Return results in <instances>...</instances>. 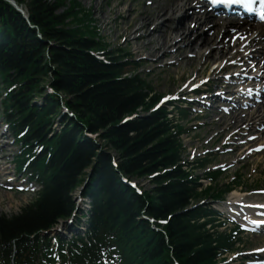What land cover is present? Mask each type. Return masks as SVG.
<instances>
[{
	"label": "trees",
	"instance_id": "trees-1",
	"mask_svg": "<svg viewBox=\"0 0 264 264\" xmlns=\"http://www.w3.org/2000/svg\"><path fill=\"white\" fill-rule=\"evenodd\" d=\"M15 1L29 21L0 0L3 118L15 136L22 134L19 168L26 153L38 152L29 170L42 188L20 213H0V260L10 257L15 240L17 264H32L35 256L52 261L46 257L49 240L38 233L71 216V193L90 175L83 191L90 209L79 213L87 217L88 241L69 244L71 264L94 261L110 244L124 264H215L232 247L231 236L207 227L213 225L207 206L189 208L213 188L198 191L196 179L183 169V128L166 109L141 115L157 95L136 63L120 51L112 52L109 63L96 57L108 44L77 0ZM210 175L215 180L218 173ZM123 177L145 178L152 188L137 194ZM143 215L154 219V227Z\"/></svg>",
	"mask_w": 264,
	"mask_h": 264
},
{
	"label": "rangeland",
	"instance_id": "rangeland-1",
	"mask_svg": "<svg viewBox=\"0 0 264 264\" xmlns=\"http://www.w3.org/2000/svg\"><path fill=\"white\" fill-rule=\"evenodd\" d=\"M54 2L56 0H48ZM85 10H89L90 14L97 26L100 29L99 34L102 36L108 44V54L107 56L112 57L111 51H121L120 54H123V58L129 57L137 61L140 65V72L142 76L147 78L150 82V85L153 88L154 93L166 95L168 93H176L180 90L184 82L193 77L195 74L198 77L210 76L211 69L214 62H220L223 60V55L219 50H213L214 58L208 61H205V54L213 46H206L205 48L198 50L194 47L193 49H186L182 54H174V50L177 49L178 45L170 47L167 50V55L163 56L165 49L153 53V45H149V40L147 38L142 39L141 41H133L135 35L139 32H133L134 22L141 23L140 18L142 16L148 15L153 16L156 6L163 2H168L169 0H77ZM152 2V3H151ZM151 3V4H150ZM62 11V10H60ZM130 14V19L125 20L124 17ZM182 14V12H177L173 18H177ZM23 15V14H22ZM24 16V15H23ZM25 17V16H24ZM25 19H27L25 17ZM28 20V19H27ZM168 17H160L153 21L152 24L147 26V31H151L154 24H160L164 21H167ZM29 21V20H28ZM190 22V20H188ZM76 24V23H75ZM194 23L190 24L191 28ZM130 27L128 28V26ZM172 26L173 24L170 23ZM74 25H70L73 27ZM32 27V26H31ZM133 27V28H132ZM206 27V26H205ZM204 29V28H203ZM181 33V31H178ZM220 32V31H219ZM210 32L207 35H211ZM155 35V34H154ZM157 37V35H155ZM194 36H190L191 39ZM150 39H152L150 37ZM153 40V39H152ZM160 40V38H159ZM158 42V41H157ZM144 43L146 46L144 50L137 52L141 44ZM160 43V42H159ZM186 44V43H185ZM181 44V45H185ZM194 45V44H193ZM127 55L126 56V52ZM233 49H230L228 54H232ZM194 57H188V55H193ZM201 54V55H199ZM221 54V55H219ZM227 54V55H228ZM197 55V58H195ZM182 59L179 64L170 65V62L176 61L177 59ZM187 58V59H186ZM189 58H193L190 59ZM132 60V59H130ZM231 72V71H230ZM212 81L209 85L211 89L218 88L216 85L219 84V80L216 79L217 75L212 74ZM1 92H0V101H1ZM184 107V105H182ZM202 109V108H201ZM200 107L192 105V108L189 109V115L187 118L181 120V124L185 125L186 132L182 135L185 153L184 158L186 160L193 159L198 160L206 156L208 158L214 159L211 163L208 164L207 169L220 168L221 164L224 165V175L221 179L222 183H228L231 180H234V176L239 174L241 177L239 179L238 186L234 188L228 195L227 198H233L236 202H248V201H261L264 200L263 196L254 195L253 190L264 188V151L262 153L253 154L249 157H246V147H242L240 151H231V146H225L229 132L232 131V128H225L226 125H231L234 118H225L219 119L221 113L218 111H211L205 109L204 112H200ZM214 109V107H213ZM147 112L141 111L143 116H146ZM204 113V114H203ZM203 114V115H201ZM0 116H1V106H0ZM58 120H56L55 126L60 128L58 125ZM61 123V120H59ZM264 122V121H263ZM2 118H0V212L6 214L7 216L16 215L20 213V209L23 205L28 204L34 195L33 188L32 190H21L16 192V186L18 184L24 185V180L19 175L16 176V179L19 181L15 182L12 188H8V183L5 180L8 178H13V164L12 156L18 152L17 146L12 142L11 137L8 135V132L4 130ZM264 130L260 134V138L250 145H254L257 142H263ZM243 138H240L239 141H242ZM216 148H218L216 150ZM208 151V152H207ZM204 152L207 154L213 155H204ZM192 155H194L192 157ZM202 173V171H197ZM136 180L143 189H151L152 186L145 178H138ZM206 183V182H205ZM84 183L71 194L74 201L78 202L81 193L84 190ZM30 189V188H29ZM217 207L216 205H214ZM80 207L82 209L88 208V200L85 199ZM86 221V218L82 220ZM64 228H70L72 230H79V228H84L82 222L79 225L70 224L68 221H61L54 228L57 232L60 228V225ZM65 232V231H63ZM61 233V232H57ZM245 247L240 250H252L264 245V234L254 235V234H244L243 235ZM231 256V255H229ZM228 256V257H229Z\"/></svg>",
	"mask_w": 264,
	"mask_h": 264
},
{
	"label": "bare ground",
	"instance_id": "bare-ground-1",
	"mask_svg": "<svg viewBox=\"0 0 264 264\" xmlns=\"http://www.w3.org/2000/svg\"><path fill=\"white\" fill-rule=\"evenodd\" d=\"M196 7L197 6L192 0H169L168 2L159 4V6H156L153 16H142L140 18V24L138 23L139 21H133L135 23L134 28L132 27L133 32L142 31L137 33V35H135V37L131 40L141 41L142 39L147 38L149 40L148 44L151 46L153 45V53H157L158 51L165 49L163 56L167 55V50L175 45H178V47L174 50V54H182L188 48L193 49L196 47L198 50H201L207 45L213 46L211 51L212 53L209 51L204 55L205 61H208L214 58V49H216V51L220 50L221 53H224L228 41L226 43H223V41L225 38L231 37V31H229L230 29H235V32H239V34L244 37L242 40L237 39L240 44L247 41L248 43H251L257 38H264V28L260 27L258 24L243 22L237 17L214 18V20H211V15L206 10L200 9L199 11H195ZM177 12H182V14L177 18H173ZM164 16L168 17L167 21L157 25L154 24L153 28L149 32L146 30L147 26L152 24L154 20ZM124 18L125 20H129L130 14ZM188 20H190V22H188ZM192 22L195 27L191 28L190 24ZM170 23L173 25L171 26ZM129 27L130 25L128 28ZM178 31H181V33ZM210 31L211 35L208 36L207 33ZM154 34L157 35V37ZM194 35L196 36L191 39L190 36ZM150 37L153 40L150 39ZM218 38L220 39L218 40ZM145 46L146 44L142 43L137 52L139 53L144 50ZM259 48H264V43ZM259 48L252 51V54L259 52ZM195 58H197V55ZM183 59L184 58H178L172 65L179 64ZM190 59L193 58H189V60ZM262 70L264 73V66L262 67ZM251 86L254 87L256 84L253 83ZM261 102L262 103L253 110L249 109L247 111H240L238 116H235L234 123L238 126L248 125L249 128H255L256 125L262 123L264 121V99ZM231 126L233 127L234 125ZM231 210L233 213L238 214L234 207H232Z\"/></svg>",
	"mask_w": 264,
	"mask_h": 264
},
{
	"label": "snow or ice",
	"instance_id": "snow-or-ice-1",
	"mask_svg": "<svg viewBox=\"0 0 264 264\" xmlns=\"http://www.w3.org/2000/svg\"><path fill=\"white\" fill-rule=\"evenodd\" d=\"M210 3L213 5L220 4L223 5L225 8H230L233 5H239L246 12L253 14L256 18L264 22V0H210ZM192 27H195V25H192ZM232 31L235 33V29H233ZM231 39L233 42H235L237 39H244V37L239 33H235L231 37ZM232 63H235V61H232ZM249 139H254V137H249ZM260 147H264V145ZM258 207H264V205H258ZM260 215H264V213H261ZM250 222L256 225L257 228H259L261 225H264V220H253ZM241 227L246 226L241 225ZM252 230L256 229L254 228ZM257 251H264V249H259Z\"/></svg>",
	"mask_w": 264,
	"mask_h": 264
},
{
	"label": "water",
	"instance_id": "water-1",
	"mask_svg": "<svg viewBox=\"0 0 264 264\" xmlns=\"http://www.w3.org/2000/svg\"><path fill=\"white\" fill-rule=\"evenodd\" d=\"M9 1L12 5H14V7H16L19 11L22 12V10L16 5V3L13 0H7Z\"/></svg>",
	"mask_w": 264,
	"mask_h": 264
}]
</instances>
